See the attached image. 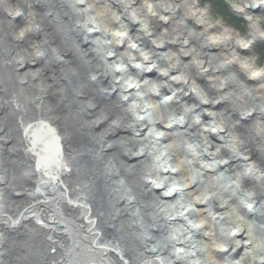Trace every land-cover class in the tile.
<instances>
[{
  "label": "bare ground",
  "instance_id": "bare-ground-1",
  "mask_svg": "<svg viewBox=\"0 0 264 264\" xmlns=\"http://www.w3.org/2000/svg\"><path fill=\"white\" fill-rule=\"evenodd\" d=\"M236 1L245 38L198 0H0V264H264Z\"/></svg>",
  "mask_w": 264,
  "mask_h": 264
},
{
  "label": "rangeland",
  "instance_id": "rangeland-1",
  "mask_svg": "<svg viewBox=\"0 0 264 264\" xmlns=\"http://www.w3.org/2000/svg\"><path fill=\"white\" fill-rule=\"evenodd\" d=\"M260 1L262 2L264 0ZM198 2L199 7L205 8L209 11V18L214 24H217L218 22L221 23L228 30L235 33V35H239L241 38H245L249 35L251 30V18L255 19L254 10H249L252 13L246 14L244 10H248L247 6H243L236 0H221L220 2H222L224 6L215 3L214 0H198ZM225 8H227L229 14H225ZM231 13L233 15L230 17ZM258 21V27L262 31V34L260 39L253 45L252 56L256 61V66L264 69V15L261 16Z\"/></svg>",
  "mask_w": 264,
  "mask_h": 264
},
{
  "label": "trees",
  "instance_id": "trees-1",
  "mask_svg": "<svg viewBox=\"0 0 264 264\" xmlns=\"http://www.w3.org/2000/svg\"><path fill=\"white\" fill-rule=\"evenodd\" d=\"M207 1H209V0H207ZM220 1H221V0H214L215 3L224 6L223 3L220 2ZM225 9H226V10H225ZM225 9H224V10H225V14H229L227 8H225ZM230 17H231V16H230ZM263 50H264V49H263Z\"/></svg>",
  "mask_w": 264,
  "mask_h": 264
}]
</instances>
